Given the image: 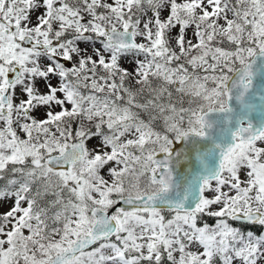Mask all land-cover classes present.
<instances>
[{
  "label": "snow or ice",
  "instance_id": "snow-or-ice-1",
  "mask_svg": "<svg viewBox=\"0 0 264 264\" xmlns=\"http://www.w3.org/2000/svg\"><path fill=\"white\" fill-rule=\"evenodd\" d=\"M5 204L0 264H264V0H0Z\"/></svg>",
  "mask_w": 264,
  "mask_h": 264
},
{
  "label": "rangeland",
  "instance_id": "rangeland-1",
  "mask_svg": "<svg viewBox=\"0 0 264 264\" xmlns=\"http://www.w3.org/2000/svg\"><path fill=\"white\" fill-rule=\"evenodd\" d=\"M190 35V34H189ZM125 67H131V65H129V64H125L124 65ZM37 116H40L41 115V113H37L36 114ZM7 207H8V205L7 204H5V205H3V206H0V212H2V211H6L7 210Z\"/></svg>",
  "mask_w": 264,
  "mask_h": 264
},
{
  "label": "water",
  "instance_id": "water-1",
  "mask_svg": "<svg viewBox=\"0 0 264 264\" xmlns=\"http://www.w3.org/2000/svg\"><path fill=\"white\" fill-rule=\"evenodd\" d=\"M257 80H259V76H257Z\"/></svg>",
  "mask_w": 264,
  "mask_h": 264
},
{
  "label": "trees",
  "instance_id": "trees-1",
  "mask_svg": "<svg viewBox=\"0 0 264 264\" xmlns=\"http://www.w3.org/2000/svg\"><path fill=\"white\" fill-rule=\"evenodd\" d=\"M257 230H259V229H257Z\"/></svg>",
  "mask_w": 264,
  "mask_h": 264
}]
</instances>
